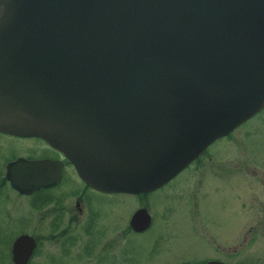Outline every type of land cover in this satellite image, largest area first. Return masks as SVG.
Here are the masks:
<instances>
[{"label":"water","instance_id":"1","mask_svg":"<svg viewBox=\"0 0 264 264\" xmlns=\"http://www.w3.org/2000/svg\"><path fill=\"white\" fill-rule=\"evenodd\" d=\"M263 107L264 0H0V130L100 191L155 189ZM45 163L27 161V190ZM36 246L17 237L14 264Z\"/></svg>","mask_w":264,"mask_h":264},{"label":"flooded vegetation","instance_id":"2","mask_svg":"<svg viewBox=\"0 0 264 264\" xmlns=\"http://www.w3.org/2000/svg\"><path fill=\"white\" fill-rule=\"evenodd\" d=\"M263 110L264 107L259 112ZM229 134L215 139L180 172L155 189L128 193L103 192L92 187L80 177L74 164L61 150L50 145L41 137L0 130V260L14 264V241L21 235L32 236L38 246L37 239L31 232V211L38 209L37 211L40 212L38 219L42 223L47 222L50 227V232L44 238L56 241L61 250L69 248L77 239L86 235L88 238L84 251L91 257L93 261L91 264L97 262L99 264H115L112 250L116 247L121 248L122 258H120L119 264H123L126 258L127 236L144 234L154 226L155 215L150 202L151 200L158 201L156 197L151 199L149 196L172 186L187 171H189L188 178H185L183 183L173 189V192L168 195V202L184 204L186 213L193 223L190 231L195 239H201L200 242L203 243V238L207 239V237L199 225L203 223L199 217V199L205 194V178L208 174L211 178L214 176L221 178L223 176L221 173L227 174L229 171L224 167V163L215 161L209 149ZM31 160L46 162L42 167V173L47 180L38 188L27 190L25 182L28 180L29 167H26V163ZM262 166L264 167V162ZM234 167H236V163L231 164L230 172H234ZM258 176L259 178H256L257 175L252 174L249 177L253 183H256L254 187L261 185L264 188V174H258ZM233 177L232 174L230 185L228 181L218 182L214 185V189L220 190L221 187L222 189L224 187L237 189L238 178L236 176L233 180ZM20 180L23 184L14 183V181ZM233 181H235L234 187L232 186ZM127 197L134 199L133 205L128 211L126 207L122 208V205L127 202ZM236 207L238 206L236 205ZM256 207L259 210V207ZM262 207L264 212V202ZM141 209L147 212L149 222L146 226L141 224L134 226L132 224L133 216ZM252 229L254 228L250 225L248 235L251 234ZM161 230V233L153 241L151 249L153 252L169 247L167 236L173 232L165 227ZM207 240L210 246L215 249L213 251L222 256L206 257V252L193 251L188 258L179 259L171 264H206L209 260L233 264L230 260L237 259V246L224 251L221 246H215L213 240Z\"/></svg>","mask_w":264,"mask_h":264},{"label":"rangeland","instance_id":"3","mask_svg":"<svg viewBox=\"0 0 264 264\" xmlns=\"http://www.w3.org/2000/svg\"><path fill=\"white\" fill-rule=\"evenodd\" d=\"M209 152L216 162L224 163V167L229 171L227 174L221 173L223 174L221 178L215 176L211 178L209 174L205 178V194L199 199V217L203 223L199 225L207 239L214 241L215 246H221L224 251L230 250L233 246L238 247L237 259L230 260L233 264H264V212L262 207L264 188L261 185L254 187L256 183L250 179L252 174L257 175L256 178H259L258 174H264L262 166L264 162V110L238 125L229 136L217 141ZM232 163H236V167L233 168L234 172H230ZM231 173L238 178L237 189L230 187L214 189V185L218 182L228 181L230 185ZM188 174L189 171L183 173L172 186L149 196L151 199L156 197L158 201L151 200L150 202L155 215L154 226L144 234L127 236L126 258L123 264H171L179 259L188 258L193 251L206 252V257L222 256L213 251L215 249L210 246L206 238H203V243L200 242L201 239L194 238L190 231L193 223L186 213L184 204L168 202V195L183 183L185 178H188ZM234 177L233 180H235ZM234 185L235 181L232 183L233 187ZM126 201L122 208L126 207L128 211L134 199L127 197ZM37 210L31 211V232L37 239L38 246L27 264H91L93 262L84 251L87 246L88 237L86 235L63 250L59 248L56 241L45 239V235L50 232V227L47 222L42 223L38 219L40 212ZM250 225L254 229L248 235ZM163 227L173 232L167 236L169 247L153 252L151 251L153 241L161 233ZM120 251L119 247L112 250L115 264H119L122 258ZM0 264L9 263L0 260Z\"/></svg>","mask_w":264,"mask_h":264}]
</instances>
